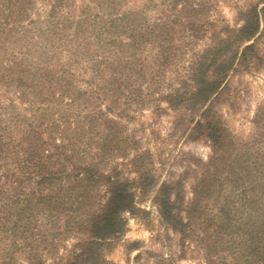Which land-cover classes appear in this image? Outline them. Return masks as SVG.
Returning a JSON list of instances; mask_svg holds the SVG:
<instances>
[{
    "label": "trees",
    "instance_id": "1",
    "mask_svg": "<svg viewBox=\"0 0 264 264\" xmlns=\"http://www.w3.org/2000/svg\"><path fill=\"white\" fill-rule=\"evenodd\" d=\"M229 1L0 0V264H116L148 202L202 264H264V101L247 139L219 111L264 72V0ZM163 116L208 158L151 149Z\"/></svg>",
    "mask_w": 264,
    "mask_h": 264
},
{
    "label": "rangeland",
    "instance_id": "2",
    "mask_svg": "<svg viewBox=\"0 0 264 264\" xmlns=\"http://www.w3.org/2000/svg\"><path fill=\"white\" fill-rule=\"evenodd\" d=\"M220 10L231 25L236 21V10L229 0H220ZM264 42V37L262 39ZM229 93L225 95L227 103L220 106V113L224 116L227 125L241 138H250L255 133L253 118L257 107L264 101V72L262 70L246 74L235 75L230 79ZM230 97V99H229ZM149 123L151 118L146 119ZM171 118L163 116L160 120L154 121L161 139L153 141L150 148L166 145V151L173 153L174 160L179 159L181 152H192L204 159L211 154L208 144L185 143L181 141L176 148H173L167 140ZM164 140V141H163ZM181 170V169H179ZM142 208L149 212L146 216L141 214L133 217L129 214L126 234L122 239L112 246H107V258L116 264H156L159 257L173 259L175 264H202L201 253L194 246L184 249L181 246L179 236L175 235L162 222L159 212L153 203L148 202ZM130 243L137 246L130 248Z\"/></svg>",
    "mask_w": 264,
    "mask_h": 264
}]
</instances>
